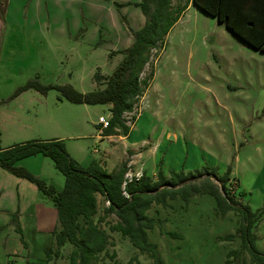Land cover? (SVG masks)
<instances>
[{"label":"rangeland","instance_id":"374dc122","mask_svg":"<svg viewBox=\"0 0 264 264\" xmlns=\"http://www.w3.org/2000/svg\"><path fill=\"white\" fill-rule=\"evenodd\" d=\"M135 1L140 0H0L1 145L60 138L84 166L96 159L114 171L127 161L125 177L145 170L156 178L159 168L167 175L205 167L218 174L229 170L230 190L236 196L244 191L240 198L252 210L263 208L264 52L194 3L151 49L141 73L148 83L123 115L126 134L119 127L110 136L102 134L99 117L110 116V103L75 102L57 87L89 91L97 87L96 71L113 72L123 57L118 50L132 42V28L145 20ZM185 1L172 0L175 7ZM28 81L31 86L17 91ZM38 84L47 86L45 91ZM17 164L46 186L64 184L49 156L37 153ZM97 199L101 213L104 200L99 193ZM173 203L150 209L161 218L163 232L157 225L149 237L165 264H226L228 249L241 244L238 236L219 238L235 231L233 211L216 214L209 194L195 195L187 205L180 197ZM56 224L50 196L0 165V264H68L69 243L59 255L47 256ZM254 232L264 250V213ZM112 235L110 248L119 261L127 260L135 249L119 233ZM139 257L153 264L146 255ZM229 258L230 264H252L244 248Z\"/></svg>","mask_w":264,"mask_h":264},{"label":"trees","instance_id":"16d2710c","mask_svg":"<svg viewBox=\"0 0 264 264\" xmlns=\"http://www.w3.org/2000/svg\"><path fill=\"white\" fill-rule=\"evenodd\" d=\"M190 0L178 7L172 0H140L139 5L145 20L132 28V42L118 51L123 53L112 73L94 74L97 87L89 91H80L70 84L57 85L70 100L84 103H110V116L107 126L102 125V134H113L116 127L126 134L129 130L123 115L131 111L148 80L141 73L149 61L152 48L158 47L165 39L173 24L179 19ZM204 12L216 17L220 22L241 37L248 45L264 52V0H191ZM32 81L20 86L17 91L31 86ZM39 85V84H38ZM45 88V85H39ZM101 124V123H100ZM0 129V165L11 172L34 181L44 193L50 196L56 211L57 224L52 229L53 244L47 250L48 258L59 255L60 249L69 243L65 255L68 264H144L139 257L142 253L151 258L153 264H165L156 241L149 237V230L159 226L161 218L150 213L154 204L163 208L174 207L173 200L181 198L186 205L199 194H209L214 198L215 212L222 216L229 211L237 216L234 232L219 235L220 239H241L240 247L230 248L226 252L225 263L230 264L231 255L237 257L241 249L249 253L252 264H264V250L256 245L255 226L262 219L264 207L252 210L241 200L244 191L238 196L230 190L229 170L218 174L213 168L204 171L196 169L185 173L183 170H170L165 174L161 168L156 178L145 170L131 179L125 177L127 161H123L114 171H108L96 159L88 165L80 164L66 150L60 138L32 139L1 145ZM41 153L49 156L55 167L64 175V184L56 187L46 186L43 179L35 176L17 162L29 155ZM218 182H216L214 179ZM97 193L102 195L104 204L98 213ZM156 207V213L159 212ZM113 215L115 220L108 222L106 216ZM129 241L135 249L125 261L116 258L112 232ZM171 236L180 235L174 230L164 232ZM115 258L113 263V259Z\"/></svg>","mask_w":264,"mask_h":264},{"label":"built area","instance_id":"2783aa9c","mask_svg":"<svg viewBox=\"0 0 264 264\" xmlns=\"http://www.w3.org/2000/svg\"><path fill=\"white\" fill-rule=\"evenodd\" d=\"M99 121L101 122V124H102L103 127L107 126V124H108V118L105 119L103 115H101V116L99 117ZM133 176H134V175H130V174H129V177H126V178H127V179H131ZM135 176H139V175H138V174H135Z\"/></svg>","mask_w":264,"mask_h":264},{"label":"crops","instance_id":"0c3cea01","mask_svg":"<svg viewBox=\"0 0 264 264\" xmlns=\"http://www.w3.org/2000/svg\"><path fill=\"white\" fill-rule=\"evenodd\" d=\"M191 3V0L189 1V3L188 4H190ZM144 23V22H143ZM111 134H107V136H110ZM136 173H138V171L136 172ZM130 175H133V174H130Z\"/></svg>","mask_w":264,"mask_h":264}]
</instances>
